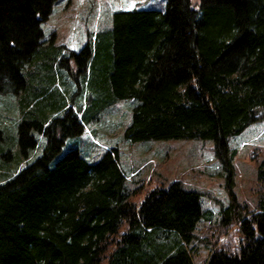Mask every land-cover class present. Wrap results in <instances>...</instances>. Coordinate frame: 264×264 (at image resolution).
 I'll use <instances>...</instances> for the list:
<instances>
[{
  "label": "trees",
  "instance_id": "1",
  "mask_svg": "<svg viewBox=\"0 0 264 264\" xmlns=\"http://www.w3.org/2000/svg\"><path fill=\"white\" fill-rule=\"evenodd\" d=\"M58 1L0 0V92L14 95L18 117L13 136H0L15 150L2 154L0 143V155L26 157L35 134L44 137L13 173L0 162V264H195L188 244L204 214L200 190L173 179L138 197L114 145L95 159L75 146L58 155L120 98L135 100L126 140L213 142L228 200L205 227L216 245L203 264H264V155L251 208L232 192L228 146L264 116V0L116 8L76 50L54 43L53 31L44 36L40 24ZM64 73L72 96L83 88L82 105L65 103Z\"/></svg>",
  "mask_w": 264,
  "mask_h": 264
},
{
  "label": "rangeland",
  "instance_id": "2",
  "mask_svg": "<svg viewBox=\"0 0 264 264\" xmlns=\"http://www.w3.org/2000/svg\"><path fill=\"white\" fill-rule=\"evenodd\" d=\"M192 3L197 0H190ZM145 5L163 9L164 0H59L41 22L44 36L54 32V43L65 48L78 49L88 33H93L109 24L110 13L116 8H130ZM39 73L44 64H36ZM46 66V65H45ZM63 82L67 89L65 103L73 98L71 105L83 103V88L73 94L76 83L64 73ZM59 87V83H56ZM135 100L120 98L104 108L99 118L83 125L82 132L64 140L58 155L67 147L75 146L87 159H95L102 150L114 145L118 149L119 164L126 176L127 187L133 189L138 197L147 188L164 186L177 179L187 187L201 191L200 203L204 214L197 220L195 237L188 244L192 248V260L195 264H203L206 257L216 245L210 244L211 237L205 227L214 224L218 218L219 208L227 203L224 188V170L219 160L213 155L211 139L169 138L145 139L129 141L123 138V126L128 123L129 112ZM17 106L14 95L0 92V136H13L17 121ZM36 144L26 157L6 158L0 155V162H8V172L13 173L27 161L37 155L44 142L42 135L35 134ZM2 154L6 147L13 153L15 145L11 140H3ZM228 146L233 150L232 192L236 200L244 202L248 207L255 200V166L264 155V116L251 122L239 133L229 136ZM11 162V163H10ZM10 163V164H9ZM1 178V176H0ZM230 228L218 241L226 237ZM225 239V238H224Z\"/></svg>",
  "mask_w": 264,
  "mask_h": 264
}]
</instances>
